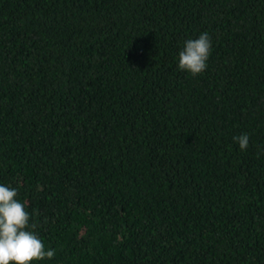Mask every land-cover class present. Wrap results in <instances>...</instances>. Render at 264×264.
Instances as JSON below:
<instances>
[{"label": "trees", "instance_id": "16d2710c", "mask_svg": "<svg viewBox=\"0 0 264 264\" xmlns=\"http://www.w3.org/2000/svg\"><path fill=\"white\" fill-rule=\"evenodd\" d=\"M0 185L29 264H264V0H0Z\"/></svg>", "mask_w": 264, "mask_h": 264}, {"label": "clouds", "instance_id": "9594fccd", "mask_svg": "<svg viewBox=\"0 0 264 264\" xmlns=\"http://www.w3.org/2000/svg\"><path fill=\"white\" fill-rule=\"evenodd\" d=\"M211 54V38L207 32L185 42L179 52L178 68L197 75L207 68ZM241 150L248 147L249 137H233ZM17 190L0 185V264H29L44 258L51 259L55 250L45 251L42 241L29 229V214L15 197ZM35 228V224L31 225Z\"/></svg>", "mask_w": 264, "mask_h": 264}]
</instances>
